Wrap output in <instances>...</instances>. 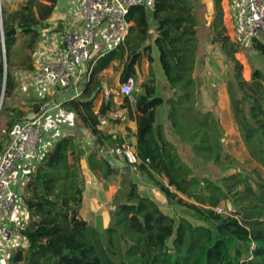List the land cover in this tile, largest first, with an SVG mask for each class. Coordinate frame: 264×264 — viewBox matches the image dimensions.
<instances>
[{"label":"trees","instance_id":"1","mask_svg":"<svg viewBox=\"0 0 264 264\" xmlns=\"http://www.w3.org/2000/svg\"><path fill=\"white\" fill-rule=\"evenodd\" d=\"M55 1L45 0L43 4L27 0L15 11L3 9L4 31L15 28L17 34L24 35L25 46L32 54L38 28L52 14ZM211 1V41L219 46L230 70L226 90L232 120L250 158L264 169V75L253 70L250 80H243L242 64L235 58L238 47L225 35L222 0ZM195 4L196 0H152L151 24L147 7H131L125 21L132 25L123 44L94 64L90 61L91 76L82 95L65 104L68 111L81 118L95 140L87 156L88 169L105 182L123 172L124 189L108 228L93 227L79 216L85 184L80 168L83 152L74 136H64L27 175L21 200L28 221L19 230L27 247L15 249L8 264H264V185L258 183L254 191L241 172L216 182L200 179L166 139L165 127L156 115L157 108H166L170 132L180 144L189 146L192 157L212 162L222 171L234 170V158L224 153V130L216 115V103L210 111L199 104L198 82L193 75L200 24ZM152 25L155 34L150 33ZM15 43V36L4 39L3 100L15 87L9 67ZM153 47L158 52L167 91L152 68ZM251 47L264 57V44L253 40ZM125 56L120 83L136 77L143 57L149 68L147 78L139 84L135 114L128 101L123 100L122 105L136 124L132 150L138 163H125L118 169L100 158L99 151L127 144L128 140L98 130L92 96L100 86L96 76ZM3 75L0 53V95ZM113 108L112 101L102 102L99 113L106 114ZM7 113V131L25 116L17 109H0V117ZM3 145L1 140L0 153ZM139 177L163 195L164 205L154 197L140 195ZM226 202L235 206L232 217L214 211Z\"/></svg>","mask_w":264,"mask_h":264},{"label":"crops","instance_id":"2","mask_svg":"<svg viewBox=\"0 0 264 264\" xmlns=\"http://www.w3.org/2000/svg\"><path fill=\"white\" fill-rule=\"evenodd\" d=\"M204 1H207L206 3L207 14L205 16L204 26L199 24L197 27V36H198L199 41H198V46L195 52V60H196L195 75L200 74V75L205 76L206 72L210 74L208 71L209 63L212 62L213 58H215L216 60L222 61L223 67L226 64H225V57L221 53L219 46L212 44V41H211L210 25L212 23L213 13H214L213 3L211 0H204ZM83 2L84 0H56L55 1L52 14L38 28L39 37L34 46V52L32 53V61L29 62L27 65L22 66L21 68L22 70L20 72L13 71L11 73L12 78H13V84L15 85V87L12 90V92H10L9 95L6 97V99L4 100L2 99V103H1L2 109H5L6 111L11 110V109H17L25 113V116L19 122H21L24 119H29L34 114L37 113L38 108L35 109L34 105L40 106V104H43L46 102L48 103L49 107H48V111L45 116L46 118L43 122V125H44L43 126L44 127L43 137L40 143L38 144V160L31 164L30 163L22 164L18 166L14 171L13 186H14V190L16 193V202H15L13 211L9 216V225L14 230L15 236H14V242L10 246L0 245V264H8V257L18 247H27V243L25 239L19 235V230L28 221V212L26 211L24 203L21 200V192H22L25 182L27 181V175L33 171L35 166L42 159L44 153L48 151L50 148H52L56 141H58L60 138L67 136V135H70V136L72 135L75 138L74 132L66 133L65 132L66 129H68L71 125H74V123H77V121H80L81 124H83L80 117H78L75 113L70 112L65 108V104L72 100L79 98L82 95L85 89L82 86L83 84L86 83L85 77L79 80V84L73 89H69V90L52 89V90H49L47 93H45L41 97H37L36 95H34L31 89V73L34 67L36 66V64L41 59L50 57V54L56 49L58 45H60L62 35L65 31L80 29L84 26L83 21L79 15V8L82 6ZM149 2H150V7L148 8L149 10L147 14H148L149 23L151 24L152 21H151V12H150L151 9L150 8L152 6V0H149ZM22 3L21 5H23ZM41 3L46 4L47 2L43 0ZM131 25H132L131 23H127L126 28H122L118 25L107 24L101 29V31L98 33L96 37V40H95V43L92 49V59L91 60L93 64L98 59H100L101 57L109 53L110 51L116 49L119 45L123 44V41L128 33V29ZM154 29H155V26L152 25L150 28L151 34H155ZM152 40L153 39H151L150 44L153 46ZM153 49L155 53L154 56L157 61L158 52L154 47ZM125 60H126V56L123 58L122 61L114 60L109 66V68L103 70L101 73H99L96 76V79H98V81L100 82V86H103L105 89H108L111 91H116L118 85L120 84V81H119L120 74L123 69ZM117 64H121L122 68L119 73L118 83L116 84V86H113L111 85V81H110V78H111L110 71H111V68L113 66H117ZM29 65H31L32 69L25 70L24 67L29 66ZM92 65L89 66L91 70H92ZM154 68L153 70L157 77L158 83L160 81H163L164 83V77H161L159 70L157 68V65H155ZM224 68H226V66ZM146 78L147 76L145 77V79ZM79 89H81L82 92L80 91L81 94L79 96H76ZM198 89H199V84H198ZM217 91H218L217 92L218 98L216 99L215 106H216V115L219 119L221 127H222V123L220 120V115L222 114L223 111L225 112L227 111V116H229L228 126L230 128L232 127L236 128L232 120V115H231L230 106H229V99L227 103L228 95H227L225 86L223 87V89H220ZM201 93L204 94L203 92ZM198 97H199L198 98L199 104H201V107L204 109L205 107H203V102L200 97V91L198 92ZM93 98H94V104H95L94 112H96V111H99V108L102 104V97L100 94L97 93ZM113 100L116 101V97H113ZM207 100H208V97H207ZM213 107H214V102H212V104L209 105V107H207V109H204V110L210 111L212 110ZM165 109L166 108L164 106L157 108L156 115L158 117V122L162 123L165 127L164 132H165L166 139L170 141L171 143H173L172 140L174 141L176 140L174 139L173 134L169 130L170 128H169L168 122L166 121V110ZM56 117L60 118L61 121H59V123L57 122L58 119H56ZM8 120H9L8 113L3 114L0 117V141L2 140V142H4L3 148L5 147L8 141V136H9L8 134L10 133L12 128L19 123V122H15L13 127H11L9 131H7ZM117 125L119 124H115V126L113 127L114 134H115L114 136H121L124 140L131 141L130 143L131 145L129 146L133 149V145L135 144L134 135L136 132L135 122L133 120L132 121L130 120L126 124L123 123V125H119V127ZM86 131L88 130L86 129ZM90 134H88V137H91ZM76 141H78V139ZM224 142H225V133H224ZM175 143H179L178 140ZM179 145H182V148H184V144L179 143ZM89 146L90 145L87 144V147L90 149ZM83 150L81 149V151L83 152L82 153L83 156L81 157V160H80V168L82 171L85 184L83 187V201H82V206H81L79 216L81 219H83L84 221H86L88 224H90L93 227H97V228L101 227L102 229H106L108 228L110 224L111 214L115 208V205L119 201V198L117 197L116 201L113 202V207L112 206L111 208L109 207V209H111L112 212H109L110 216L108 217V221H105L104 217L106 216V213L108 210L106 207L109 204L107 202L106 197L111 196L112 194L111 187H115L116 185H117V188L120 190V193H122L124 189L123 176H122L123 173L122 175H120V172L122 171H119L117 176L110 178L106 182L103 181L101 178L94 175L88 169L87 156L89 154V150L88 152L86 151L84 152ZM209 163H212V162H209ZM139 178H138V180H140L139 184L143 183L142 186H139L138 181H137L138 191L140 195L145 196V197H150V198L154 197L157 201L160 202L161 205H164L165 199L163 195L156 188L150 186L149 183H147L143 178L141 179ZM164 183H166V181H164ZM144 184L146 186H150L155 191L153 193H147V194L142 193L141 187L144 188L143 186Z\"/></svg>","mask_w":264,"mask_h":264},{"label":"built area","instance_id":"3","mask_svg":"<svg viewBox=\"0 0 264 264\" xmlns=\"http://www.w3.org/2000/svg\"><path fill=\"white\" fill-rule=\"evenodd\" d=\"M24 0H0V30L3 29L4 6L22 3ZM150 7L149 0H84L79 8V15L83 27L67 30L63 33L61 43L50 54L49 58L41 59L31 73V89L37 97L43 96L49 90H69L79 84V80L86 78L85 88L90 80L92 49L98 33L107 24L126 28L125 17L131 7ZM238 30L244 41L260 40L264 37V0H242V11L239 17ZM82 87V88H83ZM78 90L76 96L81 94ZM96 92L101 95L102 102L112 101L116 104L106 114L95 112L97 128L107 135L114 136V126L118 123H128L127 112L119 110L123 100L128 101L135 114L137 97L141 92L135 77L120 83L116 91L99 86ZM119 97L114 101L113 97ZM94 97V95L92 96ZM48 103L38 106L37 113L29 119H24L12 128L8 134V141L0 154V242L3 246H10L14 242V230L9 225V216L16 202L14 190V171L26 163L38 160V144L42 140ZM114 123V125H112ZM99 153L119 159L129 165L137 164V158L132 148L123 144L101 149ZM135 170L134 168H132ZM216 214L232 217L234 211L228 213L219 205L214 208Z\"/></svg>","mask_w":264,"mask_h":264},{"label":"rangeland","instance_id":"4","mask_svg":"<svg viewBox=\"0 0 264 264\" xmlns=\"http://www.w3.org/2000/svg\"><path fill=\"white\" fill-rule=\"evenodd\" d=\"M26 1L27 0H24L22 4H24ZM38 1L42 2L43 0H38ZM206 3L207 1H204V0H196V4H195L196 12L199 17V22L202 26H204L205 24V16L207 14ZM20 6H21V3L6 5L4 6V10L12 12V11H15L16 9H19ZM221 6L223 9V14H224L223 23L227 31L225 35L228 36L229 39L233 41L238 47V53L235 54V58L239 61V63L242 64L243 70H242L241 75H242L243 80L249 81L253 70H260L264 75V57L252 49L251 43L249 41L243 40V38L241 37V33L238 30L239 17L242 11V0H222ZM15 37H16V43L11 49L9 67L11 68L12 72L13 71L20 72L22 70L21 69L22 66L27 65L29 62L32 61V54H30L29 50L25 46L24 35L16 34ZM259 41L262 44H264V37H262ZM154 55L155 53L153 49L152 56H153L154 62H153L152 67L154 68L155 65H157V68L159 70L161 77H164L162 74V70L160 69L158 59L156 61ZM4 57H5V53H4ZM29 57L31 58V60L29 59ZM148 66L149 64L146 58L143 57L139 68H136L135 79L137 80L138 84H140L142 80L145 79V77L147 76L148 68H149ZM225 66L226 68H224ZM225 66L223 67L222 61L216 60L215 58H213L212 62L209 63L208 71L210 74L206 72L205 76L200 75V74L199 76L198 74L195 75V71H194L193 75L195 79L197 78V82L199 84L198 92L200 91V97L203 102V107H205L204 109H207V107H209V105H211L212 102H216V99L218 98L217 90L223 89L224 86L226 89V80L228 77V73L230 74V70L228 69L227 65ZM121 68H122L121 64H117V66H113L111 68V71H110L111 72L110 73L111 74V78H110L111 85L116 86V84L118 83L119 73H120ZM159 84L163 86L164 91H167V88L164 86L163 81H160ZM201 92H203L204 94H202ZM115 97L117 101L120 100L119 97L117 96ZM207 97H208V100H207ZM228 99L229 98L227 97V103H228ZM118 109L125 110L122 107V103L120 106H118ZM56 119H58L57 120L58 123L59 121H61L59 117H56ZM220 120H221L222 127L225 133L224 153L228 154L235 160V163H234L235 167L232 172L222 171V169H220L218 166L212 163H204L192 157V154L188 148L189 147L188 145H187L188 147L184 146V148H182V145H179V143H175L177 141L172 140L179 156L190 167L193 174L199 177L200 179L209 178L212 181L216 182V181H219L225 175H229L233 172H241L245 177L249 179L254 191H257L258 183H260V185H264V169L250 158L248 151L245 145L243 144L239 131L235 127L230 128L228 126L229 116H227V111L222 112V114L220 115ZM112 125H114V123H112ZM119 125H123V123H119ZM119 125L117 126L119 127ZM66 130H65L66 133L74 132L75 139L76 140L78 139V141L76 142L78 146L80 147V149L82 150L84 149L83 150L84 152L85 151L88 152L89 150V148L87 147V144L90 145L89 146L90 148H92L95 145L94 138L92 136L88 137V134H90V132L86 131L84 124H81L80 121H77V123H74V125H71ZM130 143L131 141L128 140L127 145H131ZM101 149L106 150V147H102ZM119 169H122V168H119ZM122 173L123 172H120V175H122ZM139 182L140 180H138V184ZM142 184L143 183L139 184V186H142ZM143 186L144 188L141 187L142 193L147 194V193H153L155 191L150 186H146L145 184ZM111 189H112L111 196L106 197L107 202L109 204L106 207L108 210H107L106 216L104 217L105 221H108V217L110 216L109 212H112L111 209H109V207L110 208L111 206L113 207V202L116 201L117 197L119 198L121 194L120 190L117 188V185L115 187H111ZM220 205L227 213L235 209L234 205H231L230 203H227V202L221 203ZM0 245H2L1 242H0Z\"/></svg>","mask_w":264,"mask_h":264},{"label":"water","instance_id":"5","mask_svg":"<svg viewBox=\"0 0 264 264\" xmlns=\"http://www.w3.org/2000/svg\"><path fill=\"white\" fill-rule=\"evenodd\" d=\"M17 34V31L15 28L10 29L9 31H3L1 33L0 30V53L2 57L3 67H4V75H3V81H2V88H1V95H0V108L1 103L3 99V93H4V87H5V81H6V63H5V57H4V39L8 37L15 36ZM156 126V124H154ZM99 157L106 160V162L113 168H123L125 166V163L119 159L113 158L111 156H108L103 153H99Z\"/></svg>","mask_w":264,"mask_h":264}]
</instances>
